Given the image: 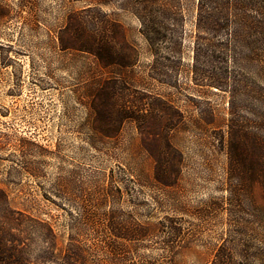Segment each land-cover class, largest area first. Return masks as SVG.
<instances>
[{
  "label": "rangeland",
  "instance_id": "1",
  "mask_svg": "<svg viewBox=\"0 0 264 264\" xmlns=\"http://www.w3.org/2000/svg\"><path fill=\"white\" fill-rule=\"evenodd\" d=\"M254 1L243 10L257 16ZM199 8V0H0V264L64 263L73 236L82 248L89 242L72 229L81 208L98 203L105 224L136 219L152 232L169 219L182 224L173 263L157 233L127 245L134 260L212 264L233 237L252 247H234L230 264H263L257 107L237 102L251 128L236 163L230 94L193 73ZM94 47L100 58L86 51ZM230 49V58L249 55ZM222 50L201 48L208 70L228 57Z\"/></svg>",
  "mask_w": 264,
  "mask_h": 264
},
{
  "label": "trees",
  "instance_id": "2",
  "mask_svg": "<svg viewBox=\"0 0 264 264\" xmlns=\"http://www.w3.org/2000/svg\"><path fill=\"white\" fill-rule=\"evenodd\" d=\"M251 0H199V12L196 22V56L193 64L195 80L201 86H208L230 94L231 123L229 135L231 138V156L234 161L239 163L240 140L249 133L251 128L239 113L237 106L239 101L255 103L257 126L261 133L260 144V172L264 183V0H258L261 11L257 16H252L243 10L247 2ZM255 2L254 0H252ZM232 7V8H231ZM235 8V11L232 9ZM92 9V8H90ZM166 15V16H165ZM145 20L147 15H138ZM168 14H164L163 21L159 25L166 29L174 25L169 19ZM180 25L184 26L185 19L182 17ZM144 23V22H143ZM168 25V26H167ZM216 43V44H215ZM219 47L223 55L228 56L232 51L230 47H241L249 54L246 58H241L240 52L234 58H218L210 64L208 61L200 59L201 48L207 46ZM96 57H101L99 48H88L86 50ZM121 130V128H119ZM172 148L169 145V148ZM174 149V148H172ZM156 180L162 182L163 175L168 161L160 154L156 158ZM237 174L241 171L234 169ZM249 175V172H248ZM238 179V178H236ZM251 176L247 177L246 183L249 184ZM239 181V180H238ZM100 204H87L82 207L83 218L78 220L72 229L81 230L87 237L88 245L80 246L78 239L73 236L69 244L70 253L67 254L62 264H89V260L94 264H158L157 260H148L146 257L137 256L139 260H134L133 253L125 250L128 246H136L144 241L147 236L157 233L165 251L164 261L173 263L175 254L174 249L184 240V228L177 219H169V223H158L153 232L147 224L141 223L136 219L126 220L112 217L105 222L98 217ZM49 235H54L51 224L39 222ZM106 227V228H105ZM110 230L111 234L106 233ZM103 231V232H102ZM102 233V234H101ZM239 234H243L240 230ZM231 236V235H230ZM236 238L223 239L222 245L217 251V259L212 264H230L233 257L234 247L246 246V244ZM264 243V235L260 239ZM128 245V246H127ZM234 250V251H233ZM262 263L264 264V252L259 250ZM96 254L101 258H96ZM95 257V258H93ZM45 259V258H44ZM96 259V261H95ZM136 261V262H135ZM56 263V260H46L42 264Z\"/></svg>",
  "mask_w": 264,
  "mask_h": 264
}]
</instances>
